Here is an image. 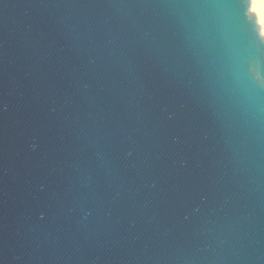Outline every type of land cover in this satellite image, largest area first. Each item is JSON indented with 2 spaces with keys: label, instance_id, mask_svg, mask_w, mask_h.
<instances>
[{
  "label": "water",
  "instance_id": "1",
  "mask_svg": "<svg viewBox=\"0 0 264 264\" xmlns=\"http://www.w3.org/2000/svg\"><path fill=\"white\" fill-rule=\"evenodd\" d=\"M198 2L0 0V264H264V112Z\"/></svg>",
  "mask_w": 264,
  "mask_h": 264
},
{
  "label": "clouds",
  "instance_id": "2",
  "mask_svg": "<svg viewBox=\"0 0 264 264\" xmlns=\"http://www.w3.org/2000/svg\"><path fill=\"white\" fill-rule=\"evenodd\" d=\"M193 7L226 90L247 110L264 112V0H199ZM241 14L255 17L258 32L237 24Z\"/></svg>",
  "mask_w": 264,
  "mask_h": 264
}]
</instances>
